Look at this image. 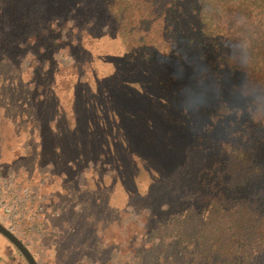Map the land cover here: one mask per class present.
Wrapping results in <instances>:
<instances>
[{"label": "trees", "instance_id": "16d2710c", "mask_svg": "<svg viewBox=\"0 0 264 264\" xmlns=\"http://www.w3.org/2000/svg\"><path fill=\"white\" fill-rule=\"evenodd\" d=\"M53 15L77 27L125 192L181 225L131 264H264V0H0V59Z\"/></svg>", "mask_w": 264, "mask_h": 264}, {"label": "rangeland", "instance_id": "374dc122", "mask_svg": "<svg viewBox=\"0 0 264 264\" xmlns=\"http://www.w3.org/2000/svg\"><path fill=\"white\" fill-rule=\"evenodd\" d=\"M65 17L40 21L30 44L20 37L19 47L0 59V170L41 200L38 216L18 221L15 232L39 264H131L133 246L157 241L166 225L168 231L181 225L172 213L159 219L150 205L125 192L126 179L109 154L114 125L111 117L97 115L100 102L80 80L86 72L78 70L69 47L77 27ZM82 117L91 125L101 122L102 129L70 132L69 121ZM0 220L7 223L1 213ZM169 240L161 239L163 250H171L162 246ZM172 260L161 264H176L181 256ZM0 264H28L2 233Z\"/></svg>", "mask_w": 264, "mask_h": 264}, {"label": "built area", "instance_id": "2783aa9c", "mask_svg": "<svg viewBox=\"0 0 264 264\" xmlns=\"http://www.w3.org/2000/svg\"><path fill=\"white\" fill-rule=\"evenodd\" d=\"M38 194H34L28 185H19L13 174H3L0 170V213L7 223L3 222L15 234V225L21 219L34 220L41 208ZM39 200V202H38ZM31 203V207L27 205ZM15 223V224H14Z\"/></svg>", "mask_w": 264, "mask_h": 264}, {"label": "water", "instance_id": "95a60500", "mask_svg": "<svg viewBox=\"0 0 264 264\" xmlns=\"http://www.w3.org/2000/svg\"><path fill=\"white\" fill-rule=\"evenodd\" d=\"M0 233L7 237L21 252L28 264H39L26 243L0 220Z\"/></svg>", "mask_w": 264, "mask_h": 264}, {"label": "clouds", "instance_id": "9594fccd", "mask_svg": "<svg viewBox=\"0 0 264 264\" xmlns=\"http://www.w3.org/2000/svg\"><path fill=\"white\" fill-rule=\"evenodd\" d=\"M161 56L163 55V54H160Z\"/></svg>", "mask_w": 264, "mask_h": 264}]
</instances>
